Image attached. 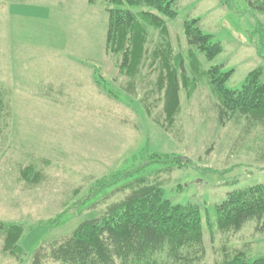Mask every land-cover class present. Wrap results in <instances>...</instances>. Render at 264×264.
I'll list each match as a JSON object with an SVG mask.
<instances>
[{
  "label": "rangeland",
  "instance_id": "1",
  "mask_svg": "<svg viewBox=\"0 0 264 264\" xmlns=\"http://www.w3.org/2000/svg\"><path fill=\"white\" fill-rule=\"evenodd\" d=\"M226 1L178 0L168 40L146 27L149 51L166 41L183 59L181 110L169 132L155 120L163 123L165 115L150 52L136 95L125 91L130 78L119 75V57L106 54L104 0H0V98L7 106L0 115V222L25 228L20 261L4 254L0 232V264H31L39 246L122 200L126 193L117 190L136 178L162 182L167 200L197 205L212 221L230 192L264 185V136L254 138L257 130L241 140L249 123L244 119L219 126L217 95L206 74L223 64L233 70L227 86L239 90L250 72L264 70V11L257 8L264 0ZM192 19L221 44L213 61L191 54L183 22ZM98 76L118 98L104 93ZM157 153L190 162L165 172L170 163L148 164ZM126 172L134 174L122 176ZM117 173L123 174L113 179ZM205 232L201 264H224L227 251L251 260L264 256L258 221L235 235Z\"/></svg>",
  "mask_w": 264,
  "mask_h": 264
},
{
  "label": "trees",
  "instance_id": "2",
  "mask_svg": "<svg viewBox=\"0 0 264 264\" xmlns=\"http://www.w3.org/2000/svg\"><path fill=\"white\" fill-rule=\"evenodd\" d=\"M96 1L89 0L90 4ZM177 1L104 0L108 16L106 54L119 57V75L130 78L125 91L136 95L137 76L150 52L148 61L157 64L160 74L158 89L163 96L165 124L156 117L155 120L169 132L174 130L181 110L179 79L184 78L183 59L179 54L173 55L171 45L166 41L149 51L150 32L146 27L168 40V23L179 16ZM257 8L264 11V1ZM198 22V19L183 22L187 45L191 54L200 53L213 61L221 53L222 46L211 35L204 34ZM224 68L223 64H215L206 73L217 95L215 110L219 126L225 127L229 122L241 123L244 119L249 123H246L244 135L240 132L241 140H246L257 130L254 138H263L264 70L259 68L250 72L242 87L233 90L227 86L233 70ZM96 82L105 94L118 98L112 88L106 87L103 76L96 77ZM6 108L0 98V115ZM151 108L152 105L148 112L152 113ZM261 142L264 152V138ZM149 158L148 164L170 163L165 170L169 173L174 168L186 167L190 162L184 157L158 153ZM34 169H25V174L31 176ZM123 173H117L112 178H120ZM133 174L126 172L122 176L130 178ZM117 191L126 193L122 200L111 202L99 215L84 220L70 234L39 246L34 251L31 264H46L49 261L59 264H201L207 255L205 230L211 231L212 235L214 232L235 235L250 221H258L259 227L264 228V185L230 192L215 207V221L206 218L197 205L173 204L167 200L163 184L157 180L136 178ZM24 231L22 224L0 222V232L5 237L4 254L19 261L22 259L20 243ZM227 253L224 264H264V256L251 260L242 251L235 250L233 255Z\"/></svg>",
  "mask_w": 264,
  "mask_h": 264
}]
</instances>
